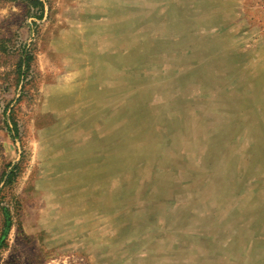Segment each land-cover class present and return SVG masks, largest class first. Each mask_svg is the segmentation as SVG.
Returning <instances> with one entry per match:
<instances>
[{
	"label": "rangeland",
	"instance_id": "1",
	"mask_svg": "<svg viewBox=\"0 0 264 264\" xmlns=\"http://www.w3.org/2000/svg\"><path fill=\"white\" fill-rule=\"evenodd\" d=\"M0 264H264V0H0Z\"/></svg>",
	"mask_w": 264,
	"mask_h": 264
}]
</instances>
